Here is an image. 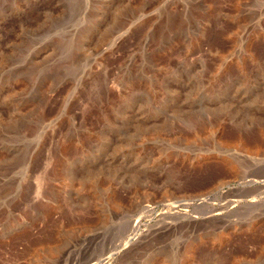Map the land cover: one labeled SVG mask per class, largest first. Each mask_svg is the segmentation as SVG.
I'll use <instances>...</instances> for the list:
<instances>
[{
    "label": "rangeland",
    "instance_id": "rangeland-1",
    "mask_svg": "<svg viewBox=\"0 0 264 264\" xmlns=\"http://www.w3.org/2000/svg\"><path fill=\"white\" fill-rule=\"evenodd\" d=\"M0 264H264V0H0Z\"/></svg>",
    "mask_w": 264,
    "mask_h": 264
}]
</instances>
